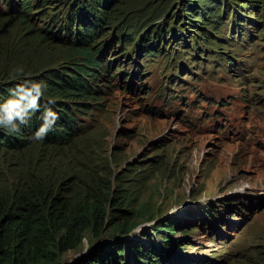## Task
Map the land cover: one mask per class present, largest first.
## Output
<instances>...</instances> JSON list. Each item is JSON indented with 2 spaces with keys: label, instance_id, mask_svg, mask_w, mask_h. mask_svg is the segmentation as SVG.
<instances>
[{
  "label": "rangeland",
  "instance_id": "obj_1",
  "mask_svg": "<svg viewBox=\"0 0 264 264\" xmlns=\"http://www.w3.org/2000/svg\"><path fill=\"white\" fill-rule=\"evenodd\" d=\"M164 1L124 0L113 22L99 29V42L118 35L107 58L128 49L129 56L123 53L113 72L117 64L130 71L140 68V86L130 90L115 78L117 85L81 115L82 133L73 143L3 147L0 192L24 190L39 177H47L54 187L58 183L59 194L72 199L118 192L126 208L141 211L127 237L147 248V228L152 230L162 218L181 219L193 227L181 252L204 259L199 264H264V30L251 27L252 38L247 33L225 37L229 18L220 30L207 25L223 39L213 35L209 44L202 40L201 48L187 49L173 38L166 44L178 47L177 52L173 48L147 60L138 55L139 37L133 32L163 21L182 4L176 0L161 18ZM69 6L70 0H46L40 11L26 15L29 23L19 20V10L0 15V77H15L13 70L20 67L32 73L74 60L69 41L52 45L40 38L43 27H58ZM8 7L9 0H0V11ZM252 15L264 22V12ZM74 32L65 35L73 37ZM122 33L131 34L134 43L125 46ZM184 35L180 38L189 39L190 34ZM173 95L182 99L180 104L174 99L170 110L166 101ZM181 233L178 228L176 237ZM112 234L120 235L109 227L100 238ZM91 239V232H85L79 248L58 258L66 262L77 257ZM172 255L173 264H182L177 251Z\"/></svg>",
  "mask_w": 264,
  "mask_h": 264
},
{
  "label": "trees",
  "instance_id": "obj_2",
  "mask_svg": "<svg viewBox=\"0 0 264 264\" xmlns=\"http://www.w3.org/2000/svg\"><path fill=\"white\" fill-rule=\"evenodd\" d=\"M12 1L14 0H9V7L2 9L0 15L19 10L23 13L19 20L26 23H29L26 15L31 14L34 9L40 11L46 2ZM123 1L70 0L66 16L56 22L58 27L52 25L40 30L44 31L40 33L41 40H47L48 44L69 41L70 48L75 53L74 60L69 64L24 73L47 85L45 99L41 100L40 110L30 114L28 123L20 124L19 132L9 133L7 129L0 128V150L3 147L12 150L28 147L33 142L32 135L42 123L41 115L46 106L56 111L59 119L46 138L37 142L54 145L73 143L82 133L81 115L87 114L99 103L96 101L105 91L117 85L115 78L130 90L140 86L136 81L142 74L140 68L130 71L117 64L118 71L112 70L113 64L121 60L120 56L128 53L125 46L134 43L129 38L131 34L120 35L122 39L127 37L125 50L118 52V56L113 58H107L106 55L118 35L113 34L109 41L98 40L99 29L113 22L115 11ZM169 2L171 5L168 6ZM175 2L176 0H165L159 16H165ZM251 6L254 10L249 9ZM244 7V11L249 14L241 12ZM253 11H256V15L264 12V0H182L181 6L172 9L163 21L155 20L149 24L155 25L145 31L141 29L135 33L132 30L133 35L139 37L138 55L142 54L148 60L159 54L168 55V50L173 48L177 52L178 47L171 46V42L166 44L167 40L173 38L176 43L181 39L187 49L201 48L202 40L209 44L214 40L213 35L224 38L219 32L215 34L208 29L207 25L214 23L212 27L220 30L229 18V36L225 37H236L237 33V36L241 34L243 38L247 33L252 38L255 34L251 33V27H262L264 30L263 20L259 16L252 17ZM178 26L181 27L177 29ZM73 30V37L65 35ZM185 32L190 34L189 39L180 38L185 36ZM193 39L192 44L189 41ZM173 73L171 72L172 78L175 77ZM20 80L19 76L0 77V104L10 97ZM48 97L54 98L56 102L47 104ZM174 99H178L177 104H180L179 100L182 98L178 95L171 96L166 101L167 109H173ZM158 112H161L160 109ZM193 117L199 119L198 116ZM31 181L24 190L0 192V264H173L175 261L172 259V252L175 251L180 258L179 263L199 264L204 261L196 255L187 257L188 254L181 252V242L189 238L190 231L184 230L187 228L184 220L162 218L158 221L159 225H153L155 231L153 226L152 230L147 228L144 231V235L150 240L147 248L145 243L127 237L137 226L134 218L141 211L126 208L125 200L118 192L108 191L104 194H92L91 198L86 196L85 199H72L60 195L58 183L55 187L52 186L47 177L33 178ZM109 227L120 235L100 238ZM178 228L182 233L176 237ZM85 232L92 234L87 250L70 261L63 262L59 259L64 252L79 248Z\"/></svg>",
  "mask_w": 264,
  "mask_h": 264
},
{
  "label": "clouds",
  "instance_id": "obj_3",
  "mask_svg": "<svg viewBox=\"0 0 264 264\" xmlns=\"http://www.w3.org/2000/svg\"><path fill=\"white\" fill-rule=\"evenodd\" d=\"M13 71L15 75L21 77V80L12 90L10 97L0 104V128L7 129L9 133L19 132L20 124H27L30 114L40 110L41 100L45 99L44 94L47 88L44 82L33 80L30 75H25L22 67ZM55 102L54 98H46L47 104ZM41 119L40 127L31 137L34 142L46 138L49 131L54 128L59 116L51 107L46 106ZM143 226L141 225V227ZM139 230V228L135 229V231Z\"/></svg>",
  "mask_w": 264,
  "mask_h": 264
},
{
  "label": "flooded vegetation",
  "instance_id": "obj_4",
  "mask_svg": "<svg viewBox=\"0 0 264 264\" xmlns=\"http://www.w3.org/2000/svg\"><path fill=\"white\" fill-rule=\"evenodd\" d=\"M194 226V228L196 227V225H193ZM190 228H193V227H187V228H185L184 230H189ZM189 232V231H188Z\"/></svg>",
  "mask_w": 264,
  "mask_h": 264
}]
</instances>
